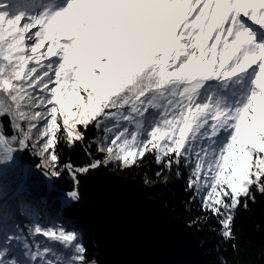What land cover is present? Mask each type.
<instances>
[{
    "label": "snow or ice",
    "instance_id": "obj_1",
    "mask_svg": "<svg viewBox=\"0 0 264 264\" xmlns=\"http://www.w3.org/2000/svg\"><path fill=\"white\" fill-rule=\"evenodd\" d=\"M24 152L71 175L62 207L34 197ZM146 163V185L182 180L189 226L211 217L235 248L264 197V0H0V264H98L67 208L95 173Z\"/></svg>",
    "mask_w": 264,
    "mask_h": 264
},
{
    "label": "water",
    "instance_id": "obj_2",
    "mask_svg": "<svg viewBox=\"0 0 264 264\" xmlns=\"http://www.w3.org/2000/svg\"><path fill=\"white\" fill-rule=\"evenodd\" d=\"M79 193L74 213L95 238L103 264H206L187 226L136 181L106 169L82 181Z\"/></svg>",
    "mask_w": 264,
    "mask_h": 264
},
{
    "label": "trees",
    "instance_id": "obj_3",
    "mask_svg": "<svg viewBox=\"0 0 264 264\" xmlns=\"http://www.w3.org/2000/svg\"><path fill=\"white\" fill-rule=\"evenodd\" d=\"M55 150L59 153V159L64 163L71 159L74 164L81 165L88 159L82 148L70 151L64 141H58ZM140 159L142 160L143 157ZM19 160L23 165L31 169L32 181L35 184L40 183V185L37 184L39 187L33 189L34 197L37 200L48 197L50 204L54 208L62 207L63 202L56 199V197H60L70 190L72 187L71 175L65 172L61 178H51L53 187H50L47 177L37 167L38 160L36 158L30 153L24 152L19 154ZM108 170L120 174L126 180L132 179L136 181L150 198L152 197L159 202L161 207H164L180 223L187 226L190 234L197 238L202 246L204 256H206V264H215L217 259L222 260L224 264H264V197L257 194V202L252 205L251 210L241 211L237 214L233 224V231L236 234L235 248H233L230 246L233 243L232 241L225 242L217 235V224L211 217H208L207 221L199 227L189 226L188 220L190 217L202 215L203 213L195 202L188 201V193L181 190L183 187L182 180L173 179L167 186L146 185L144 183L145 174L147 173L149 178H151V166L147 163L142 165L141 168L130 172H122L120 168ZM42 182L45 183L41 184ZM73 210V205L67 208V217H73L85 226L81 217L77 216ZM17 216L22 226L26 227L32 222L29 217L21 215L19 211ZM41 217L40 223L43 226L45 225L43 222H50L51 224L54 222L46 212H42ZM25 223L26 225H24ZM66 226L71 227V223L69 222ZM38 239L46 238L38 236ZM84 243L88 247V255L98 261V264H103L95 238H93L86 227Z\"/></svg>",
    "mask_w": 264,
    "mask_h": 264
},
{
    "label": "rangeland",
    "instance_id": "obj_4",
    "mask_svg": "<svg viewBox=\"0 0 264 264\" xmlns=\"http://www.w3.org/2000/svg\"><path fill=\"white\" fill-rule=\"evenodd\" d=\"M197 7H199V5L197 6ZM193 11H195V9H193ZM45 182H42L41 184H44ZM38 185H40V183L38 182L37 183ZM36 184V185H37ZM42 195H45V194H42ZM40 196H41V194H40ZM42 197V196H41ZM58 197H56V199H57ZM59 200V199H58ZM61 201V200H60ZM73 212H74V210H73ZM45 225V227H47V226H49L51 223L50 222H43ZM22 225V224H21ZM24 225H26V223L24 224Z\"/></svg>",
    "mask_w": 264,
    "mask_h": 264
},
{
    "label": "bare ground",
    "instance_id": "obj_5",
    "mask_svg": "<svg viewBox=\"0 0 264 264\" xmlns=\"http://www.w3.org/2000/svg\"><path fill=\"white\" fill-rule=\"evenodd\" d=\"M189 2L191 3V2H193V0H189Z\"/></svg>",
    "mask_w": 264,
    "mask_h": 264
}]
</instances>
